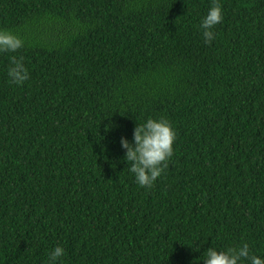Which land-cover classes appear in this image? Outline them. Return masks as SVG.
<instances>
[{
  "label": "trees",
  "instance_id": "obj_1",
  "mask_svg": "<svg viewBox=\"0 0 264 264\" xmlns=\"http://www.w3.org/2000/svg\"><path fill=\"white\" fill-rule=\"evenodd\" d=\"M0 0V264H203L264 255V0ZM22 58L29 79L7 77ZM166 119L174 154L139 186L120 138ZM199 249V251H195Z\"/></svg>",
  "mask_w": 264,
  "mask_h": 264
},
{
  "label": "clouds",
  "instance_id": "obj_2",
  "mask_svg": "<svg viewBox=\"0 0 264 264\" xmlns=\"http://www.w3.org/2000/svg\"><path fill=\"white\" fill-rule=\"evenodd\" d=\"M223 20L220 0H212L207 14L199 24L206 44L215 39L212 29ZM25 41L6 28H0V53H16L23 48ZM11 64L7 77L11 84L23 85L29 79V71L22 58L10 57ZM176 132L166 119L148 118L133 129V138H120V145L125 150L124 161L128 171L134 174L136 183L144 188H151L154 182L167 168L168 161L174 154ZM195 251H199L196 249ZM66 254L62 246L54 247L47 255V264H62L61 258ZM203 264H264V255L252 254L248 243L217 250L209 247L199 257Z\"/></svg>",
  "mask_w": 264,
  "mask_h": 264
}]
</instances>
